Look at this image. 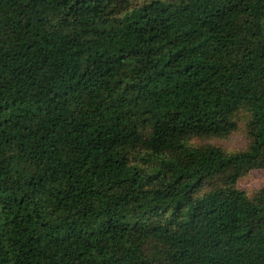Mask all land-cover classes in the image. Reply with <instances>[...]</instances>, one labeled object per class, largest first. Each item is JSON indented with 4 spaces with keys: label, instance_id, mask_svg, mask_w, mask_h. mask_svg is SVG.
I'll list each match as a JSON object with an SVG mask.
<instances>
[{
    "label": "trees",
    "instance_id": "trees-1",
    "mask_svg": "<svg viewBox=\"0 0 264 264\" xmlns=\"http://www.w3.org/2000/svg\"><path fill=\"white\" fill-rule=\"evenodd\" d=\"M131 1L0 0V264H264V0Z\"/></svg>",
    "mask_w": 264,
    "mask_h": 264
},
{
    "label": "rangeland",
    "instance_id": "rangeland-1",
    "mask_svg": "<svg viewBox=\"0 0 264 264\" xmlns=\"http://www.w3.org/2000/svg\"><path fill=\"white\" fill-rule=\"evenodd\" d=\"M143 0H132L135 4ZM249 112L246 108L240 107L233 114L232 118L236 121V128L226 137L223 138H191L188 143L191 144H212L221 147L227 152L238 151L244 149L248 143L246 133V121ZM142 153L137 155L138 157ZM138 164H142V160H138ZM238 188L243 189L249 196L264 185V168L252 169L243 176L239 177L235 183Z\"/></svg>",
    "mask_w": 264,
    "mask_h": 264
}]
</instances>
